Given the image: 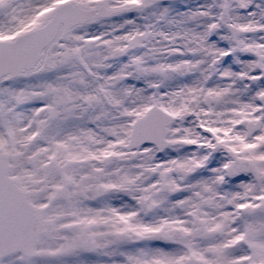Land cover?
Instances as JSON below:
<instances>
[{
  "label": "snow or ice",
  "instance_id": "6c2138e0",
  "mask_svg": "<svg viewBox=\"0 0 264 264\" xmlns=\"http://www.w3.org/2000/svg\"><path fill=\"white\" fill-rule=\"evenodd\" d=\"M0 264H264V0H0Z\"/></svg>",
  "mask_w": 264,
  "mask_h": 264
}]
</instances>
